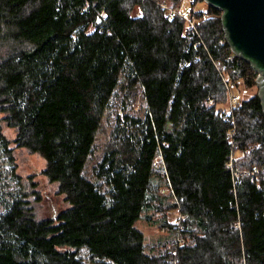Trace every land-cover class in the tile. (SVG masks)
Returning <instances> with one entry per match:
<instances>
[{"label": "trees", "instance_id": "1", "mask_svg": "<svg viewBox=\"0 0 264 264\" xmlns=\"http://www.w3.org/2000/svg\"><path fill=\"white\" fill-rule=\"evenodd\" d=\"M182 1L0 0V264H264L256 73L219 11ZM136 92L142 113L124 112ZM15 149L45 161L66 209L35 218ZM141 217L170 250H145Z\"/></svg>", "mask_w": 264, "mask_h": 264}, {"label": "rangeland", "instance_id": "2", "mask_svg": "<svg viewBox=\"0 0 264 264\" xmlns=\"http://www.w3.org/2000/svg\"><path fill=\"white\" fill-rule=\"evenodd\" d=\"M190 3V0L182 1L181 9L185 12L189 11L188 5ZM206 7L207 5L205 3H197L194 10L201 9L205 11ZM252 92H254V90ZM116 106V116H122L123 109L120 106V103H117ZM218 108L227 111L230 109V106L227 102ZM142 111L143 105L141 96L139 92H136V94L128 100V104L124 112H128L130 114H141ZM3 132L8 140L12 141L15 138L13 130L4 129ZM107 134L108 131L102 130L96 138L93 154L86 167L87 176H90L92 167L102 155ZM10 147L13 148L14 145L11 144ZM13 157L15 160L16 175H18L21 179L22 187L25 194H27L26 200L29 203V206L33 209V214L37 220L50 218L58 211L64 210L68 207L64 200V195L60 194L58 191V184L50 182L47 177L43 175V170L45 169L46 164L39 155L32 154L24 149H15ZM165 215L168 217L170 224L177 223L180 219L176 212L166 213ZM135 227L144 236L145 250L147 252L151 249L155 250L154 253L165 252L166 250L168 251L171 249L170 243L168 242V233L162 231L158 226L151 224L144 217H141L135 223ZM164 240L167 241L166 244H163ZM78 255L84 261H88V256L84 250L79 251Z\"/></svg>", "mask_w": 264, "mask_h": 264}, {"label": "water", "instance_id": "3", "mask_svg": "<svg viewBox=\"0 0 264 264\" xmlns=\"http://www.w3.org/2000/svg\"><path fill=\"white\" fill-rule=\"evenodd\" d=\"M220 12L231 52L256 73L257 97L264 113V0H202Z\"/></svg>", "mask_w": 264, "mask_h": 264}, {"label": "built area", "instance_id": "4", "mask_svg": "<svg viewBox=\"0 0 264 264\" xmlns=\"http://www.w3.org/2000/svg\"><path fill=\"white\" fill-rule=\"evenodd\" d=\"M183 1H187V0H183ZM191 2L192 1H194V0H190ZM162 7L163 8H167L165 5H162ZM168 9V8H167ZM169 10V14L171 15V16H173V15H175V14H178V15H182L181 13H179V12H176V11H174V10H170V9H168ZM184 18L186 19V21L189 23V25H190V27H193V25H192V23L188 20V18H187V16H184ZM229 60V58H227V61ZM229 106H230V108L232 107V106H234L235 104H236V102H237V97L236 96H229ZM233 160V158H231V161ZM155 166H156V162H155ZM179 217H180V219H182L183 217L182 216H180L179 215Z\"/></svg>", "mask_w": 264, "mask_h": 264}]
</instances>
